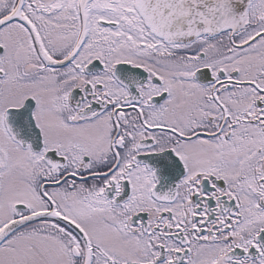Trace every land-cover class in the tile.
I'll list each match as a JSON object with an SVG mask.
<instances>
[{
	"label": "snow or ice",
	"instance_id": "snow-or-ice-1",
	"mask_svg": "<svg viewBox=\"0 0 264 264\" xmlns=\"http://www.w3.org/2000/svg\"><path fill=\"white\" fill-rule=\"evenodd\" d=\"M0 264H264V0H0Z\"/></svg>",
	"mask_w": 264,
	"mask_h": 264
}]
</instances>
